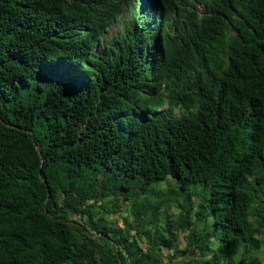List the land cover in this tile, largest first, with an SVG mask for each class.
<instances>
[{
	"label": "trees",
	"instance_id": "trees-1",
	"mask_svg": "<svg viewBox=\"0 0 264 264\" xmlns=\"http://www.w3.org/2000/svg\"><path fill=\"white\" fill-rule=\"evenodd\" d=\"M263 245L264 0H0V264Z\"/></svg>",
	"mask_w": 264,
	"mask_h": 264
},
{
	"label": "rangeland",
	"instance_id": "rangeland-1",
	"mask_svg": "<svg viewBox=\"0 0 264 264\" xmlns=\"http://www.w3.org/2000/svg\"><path fill=\"white\" fill-rule=\"evenodd\" d=\"M129 21V17L127 16V17H125L124 18V23H127ZM120 28H121V26L119 25V26H115L113 29H110L108 32H107V34H106V36H105V42H109V40H110V38H112V37H115V36H118L119 34H120ZM177 114H178V112H177ZM165 184V186L164 187H166V183H159V184H155V185H153V187H152V190H151V192L148 194V196H150V198H151V201L152 202H155L156 201V199H155V197L156 196H153V194H152V192H153V189H155V190H158V189H162L163 187V185ZM195 188H192L191 189V191H193ZM200 193H203L204 194V189H203V187H201V186H198L197 188H196ZM203 194H202V197H203ZM201 195V194H200ZM124 210V209H123ZM124 216L126 215L125 213L123 214ZM111 218L114 220V222H116L119 226H122L123 225V220L120 218V216L118 217V216H115L114 217V215H111ZM164 223V222H163ZM263 254V255H262ZM259 256H263L262 258H264V245H263V250L259 253V255H258V257Z\"/></svg>",
	"mask_w": 264,
	"mask_h": 264
}]
</instances>
